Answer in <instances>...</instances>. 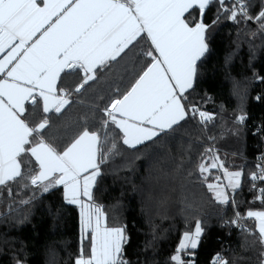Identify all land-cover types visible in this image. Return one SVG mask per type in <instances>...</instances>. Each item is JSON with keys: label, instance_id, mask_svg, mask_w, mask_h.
<instances>
[{"label": "snow or ice", "instance_id": "snow-or-ice-1", "mask_svg": "<svg viewBox=\"0 0 264 264\" xmlns=\"http://www.w3.org/2000/svg\"><path fill=\"white\" fill-rule=\"evenodd\" d=\"M214 3L219 4L217 17L209 24L205 15ZM252 6L251 0H231V7L227 0H0V193L7 189L11 196L13 184L44 193L62 187L64 200L79 209L74 264H131L127 226L111 224L106 206L94 195L102 167L122 154L121 143L138 151V146L158 145L173 136L189 119L198 116L205 127L216 119L189 100L199 62L209 51V32L221 12L235 23L254 21L264 33V4L255 16ZM145 37L150 48L139 55L150 62L126 91L115 90L99 109L102 117L93 124L85 119L62 148L46 139L51 115H62L73 93H81L98 72L118 63ZM74 73L81 74V82L62 87L63 77ZM41 104L43 119L33 124L29 117ZM245 119L243 114L236 118L238 123ZM201 157L196 172L215 201L238 205L233 194L242 187L243 168L230 170L214 145ZM258 159L257 171L248 178L250 191L259 192L252 203L264 207V187L257 184L264 182V154ZM214 171L222 175L212 176ZM246 217L255 221L264 245V210H249ZM244 219L236 211L235 219L225 223L244 230ZM204 231L200 220L194 230L184 231L171 264H196L193 250ZM213 264L229 262L217 254Z\"/></svg>", "mask_w": 264, "mask_h": 264}, {"label": "trees", "instance_id": "trees-1", "mask_svg": "<svg viewBox=\"0 0 264 264\" xmlns=\"http://www.w3.org/2000/svg\"><path fill=\"white\" fill-rule=\"evenodd\" d=\"M251 3L250 13L255 16L264 0ZM227 6L231 7V0ZM218 8L214 3L207 9L206 23L216 19ZM193 14L198 17V11ZM226 15L221 12L210 29L209 51L199 62L198 79L189 96L216 119L207 127L198 116L189 119L173 136L161 138L158 145L138 146V151L121 143L122 154L103 166L98 177L95 198L106 206L111 224L127 226L126 258L131 264H171L183 232L194 230L196 220L205 228L193 250L196 264H210L217 254L229 264L261 262L264 245L258 240L255 221L246 213L264 210L259 201L252 203L259 193L250 191L248 178L256 169L262 144L260 135L253 133V123H262L264 138V33L254 21L235 23ZM149 48L145 37L118 63L98 72V79L81 93H73L71 106L62 115H51L45 138L62 148L82 129L85 119L90 124L98 121L99 109L114 97L115 90L126 91L150 62L139 55ZM80 82L81 74L74 73L64 76L61 86L72 89ZM241 114L246 119L238 123ZM29 119L33 124L43 119L41 105ZM213 145L230 170L243 168L245 172L241 189L233 194L238 205L216 202L196 172L201 153ZM236 211L245 216L244 230L224 225L225 219H235ZM79 240V211L64 200L61 187L44 193L13 184L11 196L7 189L0 193V264H74Z\"/></svg>", "mask_w": 264, "mask_h": 264}, {"label": "built area", "instance_id": "built-area-1", "mask_svg": "<svg viewBox=\"0 0 264 264\" xmlns=\"http://www.w3.org/2000/svg\"><path fill=\"white\" fill-rule=\"evenodd\" d=\"M252 128H253V133L256 134V135H260L261 139H262V144H261V147L256 155V161L257 163H259V157L264 154V138H263V135H262V123L261 122H255L252 124ZM254 171H257V169H255ZM253 183V182H252ZM258 184V187H262V182H257ZM254 193H259L258 191H253ZM226 221H230V219H225L224 220V225L229 228V229H239V227H237L235 224H231V223H225ZM242 223V221H241ZM222 243L227 246L228 245V241H226L225 239L222 240ZM221 255V254H219ZM222 256V255H221ZM216 256L213 257L212 261L210 264H213V261H214V258Z\"/></svg>", "mask_w": 264, "mask_h": 264}, {"label": "crops", "instance_id": "crops-1", "mask_svg": "<svg viewBox=\"0 0 264 264\" xmlns=\"http://www.w3.org/2000/svg\"><path fill=\"white\" fill-rule=\"evenodd\" d=\"M194 15V14H193ZM0 58H2V54H0ZM41 106H42V104H41ZM61 189H62V191H63V188L61 187ZM255 230H256V228H255ZM256 232L258 233V230H256Z\"/></svg>", "mask_w": 264, "mask_h": 264}, {"label": "rangeland", "instance_id": "rangeland-1", "mask_svg": "<svg viewBox=\"0 0 264 264\" xmlns=\"http://www.w3.org/2000/svg\"><path fill=\"white\" fill-rule=\"evenodd\" d=\"M240 101H241V98H240ZM41 190V189H40ZM42 191V190H41ZM77 207V209H78V206H76ZM78 211H79V209H78Z\"/></svg>", "mask_w": 264, "mask_h": 264}]
</instances>
